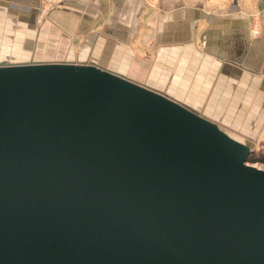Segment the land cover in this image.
I'll use <instances>...</instances> for the list:
<instances>
[{
  "label": "water",
  "instance_id": "water-1",
  "mask_svg": "<svg viewBox=\"0 0 264 264\" xmlns=\"http://www.w3.org/2000/svg\"><path fill=\"white\" fill-rule=\"evenodd\" d=\"M253 150L95 62L0 61V264H264Z\"/></svg>",
  "mask_w": 264,
  "mask_h": 264
},
{
  "label": "crops",
  "instance_id": "crops-1",
  "mask_svg": "<svg viewBox=\"0 0 264 264\" xmlns=\"http://www.w3.org/2000/svg\"><path fill=\"white\" fill-rule=\"evenodd\" d=\"M95 62L264 137V0H0V61Z\"/></svg>",
  "mask_w": 264,
  "mask_h": 264
},
{
  "label": "rangeland",
  "instance_id": "rangeland-1",
  "mask_svg": "<svg viewBox=\"0 0 264 264\" xmlns=\"http://www.w3.org/2000/svg\"><path fill=\"white\" fill-rule=\"evenodd\" d=\"M232 136L236 137L237 139L243 140L246 139L244 137V130L240 128H227L226 129ZM253 145V144H252ZM254 151L260 153V155L264 156V137L260 138L256 143L253 145ZM252 164H255L261 168H264V161H248Z\"/></svg>",
  "mask_w": 264,
  "mask_h": 264
},
{
  "label": "trees",
  "instance_id": "trees-1",
  "mask_svg": "<svg viewBox=\"0 0 264 264\" xmlns=\"http://www.w3.org/2000/svg\"><path fill=\"white\" fill-rule=\"evenodd\" d=\"M264 161V156L260 155V153L255 152L254 150L248 155V161Z\"/></svg>",
  "mask_w": 264,
  "mask_h": 264
}]
</instances>
